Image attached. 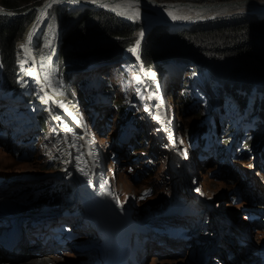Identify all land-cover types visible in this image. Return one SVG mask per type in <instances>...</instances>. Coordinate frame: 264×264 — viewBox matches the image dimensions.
Wrapping results in <instances>:
<instances>
[{
	"label": "rangeland",
	"instance_id": "1",
	"mask_svg": "<svg viewBox=\"0 0 264 264\" xmlns=\"http://www.w3.org/2000/svg\"><path fill=\"white\" fill-rule=\"evenodd\" d=\"M256 2L264 1L260 0ZM61 8L62 6L59 4L55 6L54 10L59 12ZM244 11L249 12L246 10L235 12ZM233 13L229 15H233ZM122 16L127 20L134 21L135 23L137 21H143L146 24L145 26H149L147 32L153 30L157 25L168 26L172 31L175 29L180 30L187 27V25L184 24H175L174 26H169L166 24L157 23L156 25H153L152 23H149L148 20L142 19L137 16L135 17L127 14H123ZM223 16L227 15L222 14L219 17ZM32 23L33 21L29 23L27 28H29L30 24ZM188 26L192 27L193 25ZM26 30L17 43L18 48L21 47L22 43L24 42ZM43 31L45 32L43 36L44 47L41 51V55H38V58L36 57L35 59H33L32 62L34 65L31 66V69L35 71V78H39L40 80H42L41 76H37L38 72L36 69V65H40L41 73L43 70L45 74V77L43 76L44 79L50 84V86L54 90V93L61 95L63 94V86L62 84H60V80L55 76L53 66L49 65L51 57L56 53V44L59 40L58 28L56 25H53L50 22V18H48V23L45 25V27H43L40 33H42ZM142 32H138V34L141 36ZM133 49L134 46L131 49L130 54L124 55V57H121L120 60L111 61L108 65L99 66L93 72H88L86 74V78H88V81L83 83V95L88 96L90 93H92V90L94 88H96V93L101 92V94L104 95L108 92L109 94L111 93V95H114V99L108 106L105 107L106 113L109 114L104 116L102 120H99V124L102 122L104 124H108L109 130H107V132H105L104 134H102L99 129L94 128L92 130L93 138L97 142V146H99V153L101 155L100 158H98L94 153V141L90 140V142L87 143L90 147V152L93 155V158L98 162L100 166L103 165L106 171L107 165H112L113 167H115V172L118 173V175L121 172H124L129 176V178H132L131 180L134 184L147 185L142 186L140 192H137L135 190H128V183L122 186V184L120 183V179L117 180V184H113L114 187L115 185L117 187L122 186V188L118 189L117 191L118 198L120 200L122 199L124 201V204H126V214H130L129 212L131 211L133 217L136 220V233H134L135 237L131 244L132 248H135L136 245V235H138L139 238H142V236H144L148 241L147 247H136L134 249L135 256L129 254L130 259L134 257L138 261L136 264H175L168 263L167 261L182 258V262H179V264H200V257L203 255H200V252L204 249V244L208 243L207 245H205V250L206 248H208L209 244H211V236L213 234H210V232L209 234H207L208 231L206 229H200V231L202 230V233L199 231V229H196V231H199V234L201 233L199 235L200 238H203L206 235L207 236L205 239L201 240L200 243L195 242L193 246H191V242H189L188 239H191L192 241L197 239V237L194 236L192 232L195 228L194 226L198 223H186L185 219L181 220L182 224L180 223V225L184 224L183 226L190 227V229H187L186 232H184V235L180 237L176 235H160L158 232H153L158 235L156 239H153L152 237L154 236H146L145 233L141 232L142 221L147 219H151V221H153L158 229H160L159 231H161V229L163 228L162 226H159V223L161 222H159V219H161L162 214L166 212L177 211L176 208H180L182 201L186 197L185 195L189 194L191 190H189L190 186H188L185 181H187L189 185L195 181V191L193 190L192 192L195 193L194 198H196V203L193 207L198 209L199 206L200 208L204 207L203 202L198 196L201 194L202 197L204 196V199L208 200L210 214L213 216V219L216 222L219 212L217 211L215 206L217 207L219 205H223L224 200V212H226V214H229L230 216L232 214L233 217L231 218H235L237 224L243 226L244 231H247L248 233L245 234L240 232V228H238V230L234 232L235 234L233 237L236 240L242 241L244 237H249L248 241H246V243L240 247L241 252L239 253L247 257L255 256L254 259H252V264H264V258L258 257V252L264 251V214L261 213L264 211V206L260 205L262 197L264 196V190L262 189L264 188V184L261 180H259L260 184L258 183V179L255 178L254 175L255 171L253 170V166H256V171H264L263 154H260L259 152L253 151L251 149L247 151L243 150L240 155L241 158L235 161V158L233 159L234 156H231L229 153L230 148H227V145L229 144L234 147L235 140H232L233 142L225 144L227 150L219 149V152L215 155L217 162L215 161L214 165L211 166L212 160L206 162L205 160H207V157L202 156V150L204 148H199L198 146L187 147L185 144L187 138H185L184 136V130L191 127V124H193L197 120L204 122L205 120L209 121L211 119L210 122L215 121L217 124H222L218 111L220 105L224 106L225 101L228 100L225 96H222L225 92L224 80L218 79L207 66H201L197 64L195 66H199L200 70L193 71L191 69L195 66L192 68L191 66H189L185 69L182 65L177 63V65L173 67V71L178 75H181L183 72L184 74L182 78L176 80L175 95L172 96L169 93L170 87L168 86V82L167 84H165L162 81L164 84L163 85L161 81L157 80V75L160 74L158 69L150 68L151 70H149L145 68L144 62L140 58L133 57ZM18 57L20 60L21 57L19 56V54ZM23 62H26L24 58L21 59V64L19 63V61L17 63V65L20 66L19 84L22 85V90L20 91L21 93L14 94V92L12 90H9L7 86H3V99H0V132L11 127L6 123L7 121H11L16 118H23L27 114L28 115L26 117V121L34 119V116L30 115L32 113V104L29 100L26 99L25 95L27 94V92L30 93L31 91V84L29 82V79L35 78L27 77V71L29 72V70L27 68H23ZM192 64L194 63L192 62ZM2 71L3 66L0 61V78L2 76ZM146 72L149 80H151L156 85L158 84L157 87H153L151 88V90H149V86L144 80L146 79ZM100 76H102L103 78H99ZM94 78H99L101 83H93ZM180 79L184 80L183 84H180V82H178ZM33 84L35 88L36 86H38V89L42 94V98L37 103L36 108L41 109L42 117L44 118V121L45 123H47V125L45 128H43L42 132H39L38 129L33 130V133H38L40 139L38 140V143L35 142L34 147L29 146L27 148L31 151L29 156L22 157L21 153H18L15 150L17 147H19L13 142V139H15L16 137V133H13L10 141L6 142L4 147L0 148V186L5 185L7 181L11 182L6 184V188L0 189V207L4 209H8L9 207L13 209L14 207V210L17 209L18 212H26L24 216L27 220L29 219V224L26 222L25 228L26 230L29 229V237L43 240L38 237L41 231L36 228V225H38L39 223V225H42L46 221H48L51 223V225L44 227L45 231H49L52 228L60 226L62 224V221H32L29 217V208L32 203L24 202L25 204L22 205L24 207L19 208L17 205L21 202V194L17 193L14 195V191L17 187L22 188L23 193L26 192L29 194V199L31 197V190H26V186H32V191H38L39 187L35 185L44 182V180H46V177L51 176L53 178V176H56L58 174L67 173L68 168L71 167V165L69 164V160H67L66 156L67 141L63 127L59 126V122H57V119L53 115V112L51 110L52 106L43 101L46 98V94L42 87L36 84V82L34 81ZM150 93L151 95H156V98H150ZM228 95L229 97H232L230 93H228ZM186 97L189 98V101L184 100V98ZM60 98H62L61 100H65L70 105L76 106L75 113L80 116L82 122L86 124L87 130H89V132L91 133V130L87 125L89 123L88 110L86 108L87 102L82 99L81 102L76 100L77 103H75L74 101L68 99L66 96H61ZM20 103L23 106L18 105ZM151 103H153L155 106H148ZM12 104H16L15 108L12 107L13 112L7 111L12 106ZM162 104L166 106L167 112L168 109L170 110V116L168 115V117L174 125L172 130L177 132L180 149L184 151L185 155L189 157V159H191L192 163L190 165V173L194 175V178H186L181 176L176 177L170 176L168 174L172 172L177 173L178 171L172 165L173 160H176V158L171 146V142L169 139H167V135L163 130V128H165L166 126L165 121L158 119V116H162L164 114V110L161 109ZM149 108L150 110L146 111ZM138 110L140 114H137ZM111 112H113V114H111ZM131 113L132 115L135 114L134 119L138 120L139 122V127L137 129L138 135L136 138L134 136H130L131 130H128L129 125L131 126L132 124L133 126H135L136 124L135 121L133 122L130 119L128 121V117ZM233 114L234 119L232 130L234 129L235 132H238V130H240L242 123H245L247 126L252 124L251 122L245 121L246 117L245 113L242 112V109H235V112ZM127 121L128 123H125ZM24 130H26V128H23L22 131ZM228 132L229 128H226V130L221 131V134L228 138ZM232 137L233 139L236 138L235 135ZM125 138L127 139L126 141ZM137 151H140V154H138ZM189 151L195 152L196 158H194L193 155L189 156ZM227 151L229 157L227 158L225 167L222 158H224V156L227 154ZM58 152L60 153L62 160L66 163V167L63 169V171H60L57 166H49L47 162L50 161V158L56 156ZM257 154H259V156H257ZM56 162L58 163V161ZM261 166H263V169L261 168ZM143 170L146 174L142 175V179L140 180V182H134L135 180L133 178V174L140 171H142L141 173H143ZM208 175L210 177H213L212 180H209ZM262 175L264 176V174ZM68 177L74 180L71 175V171ZM258 177L262 179L260 175H258ZM230 178H232L233 180H231ZM74 182L76 186L75 188L72 186V189H67L66 184L63 186V188H60L62 190L64 205H66L69 201H74L76 197H80L77 194L79 185L76 180H74ZM252 184L257 185V187H251ZM151 185L153 186L152 195L147 192H143ZM237 187H239L241 190L240 195H243L242 192L246 190L248 195H253L256 198V202L254 203L249 197H244L243 195V198L241 200H237V202L234 203L233 200H231L229 193ZM219 190H225L226 194L218 196L213 195L214 193H218ZM135 192L138 193V195H136ZM11 202L13 203V207L11 206ZM45 207L50 208V205L49 207ZM1 211L2 209H0V212ZM249 212H258L257 219L253 218ZM188 215L189 217L194 216L191 214ZM70 218H72V221ZM64 220L68 222V224L65 225L69 226L73 231L71 236L75 239L73 240L76 241V243H82L83 241L86 242L92 240L101 241V238L97 235V232L95 231L96 236H92L91 229L86 225H84L83 228L79 227L80 229H73V224L76 221L78 222L80 220L79 213H73L71 214V216L69 215V213H67ZM87 225L91 227L89 223ZM180 225L178 227H180ZM201 226L202 225H200L199 228ZM107 228H109V226H107ZM230 228H232V225H230ZM178 230L180 229L178 228ZM0 236H2L1 233ZM159 237L160 239H158ZM38 240L33 241L38 242ZM67 242H69V244L64 245V249L66 248L69 252L73 251L69 248L70 244H72L73 242L66 239L65 243ZM100 244L104 246V241L100 242ZM171 244H174L175 247H172ZM125 249L131 251L130 246L128 248H123L120 250L121 252H123V250ZM246 250L248 252L247 255L244 254L246 253ZM64 253L65 252H61L57 255L56 249L54 250L52 256L55 258L58 264H68V262L71 260L73 262L71 261L72 263L70 264H97L99 262V255L96 248L74 250V252H72V255H64ZM54 254L56 255L54 256ZM195 255L196 257H194ZM216 256L217 254L215 253V257ZM215 257L213 258V260H209L210 264H214ZM238 257L239 255L236 256V258ZM74 258H79V260L77 259L75 261L73 260ZM32 260L33 259L29 260V258L26 257L25 259L20 260L19 263L22 262L23 264H32ZM55 260H51V263L56 264ZM241 260L242 258L240 257V264ZM93 261L94 263H92ZM0 264L18 263L14 262V260L11 258L4 257V259L1 258Z\"/></svg>",
	"mask_w": 264,
	"mask_h": 264
},
{
	"label": "trees",
	"instance_id": "2",
	"mask_svg": "<svg viewBox=\"0 0 264 264\" xmlns=\"http://www.w3.org/2000/svg\"><path fill=\"white\" fill-rule=\"evenodd\" d=\"M44 1L0 0V8L10 13L20 14L0 13V61L3 66V84L8 89L14 90V93H19L22 90L21 85H19L18 72L20 66L17 65L19 61L17 43L29 23L34 21L37 16L38 9L35 7ZM185 1L213 2L231 0ZM61 6L62 8L59 12L54 10L55 6L50 11V22L57 26L59 40L56 44V53L52 56L53 59L51 57L49 65L53 66L55 76L62 82V91L68 94L71 100L81 102L82 99H85L83 83L87 82L88 78H86L87 73L74 74L75 69L85 68L92 64L99 66L101 63H106L105 60H97V58L84 60L87 57L105 55L110 57V61H113L130 54L131 48L136 44L140 36L138 32H142L146 24L143 21L135 23L127 20L120 14L107 9L97 10L87 7L78 9V11H69L66 6ZM29 9L32 10L28 11ZM44 34L45 32L43 31L36 39L39 56L44 47ZM139 53L147 69H158L160 74L157 75V80L163 81L165 84L168 82L169 93L172 96L175 95V82L180 78V74L175 73L173 67L179 61L193 62L194 64L190 65L191 68L197 64L207 66L218 79L224 80L225 92L222 96H225L228 100L225 101L224 106L220 105L218 111L222 124H217L215 121L210 122L211 120H205L204 122L197 120L184 131V136L187 138L185 144L189 145V147L198 146L199 148H204L202 156L207 157V160H212L211 166L216 161L215 155L219 149L227 150L224 147V143L228 144L233 142L232 140H235L234 147L229 145L231 146L230 151L233 150V153L230 154L234 156L233 159L240 158L243 150L258 151L260 145L264 142V16L253 11L235 12L233 15L217 17L209 22H198L192 27L175 31L170 30L168 26L157 25L141 42ZM191 70H200V67L195 66ZM43 75H45L44 71ZM100 78L103 77L100 76ZM180 82L183 84L184 80ZM228 93L232 97H229ZM28 96L29 101L36 102L42 95L38 89H34ZM184 100L189 101V98L186 97ZM237 108L238 110L242 109L247 122L252 124L248 126L242 125L240 130L235 132L234 129L232 130V124L233 113ZM38 117L42 127H45L46 123L40 113ZM226 128H229L228 138L221 134V131L226 130ZM234 135L235 139L232 137ZM137 152L140 154V151ZM188 153L189 156L193 155L196 158L195 152L189 151ZM260 154L264 156V145H262ZM261 168L263 169V166ZM175 173L168 174L176 177L181 176V172ZM145 174L143 170V175ZM230 179L233 180L232 178ZM56 181L55 178L46 177L44 182L36 185L39 187L38 191H32V186V188L26 186L25 189L32 192V194L30 192L31 197L28 199L29 194L22 192V194L20 193V200L23 203H37L40 207L46 204L55 209H64V199L62 198L61 190L52 187L56 184ZM6 186V184L1 185L0 189L6 188ZM242 193L244 197H249L254 203L256 202V198L253 195H248L246 190ZM229 195L234 203L241 199L233 191ZM185 196L182 204L184 209L190 213L175 215L177 219L174 222L178 223L177 228L183 232L190 229V227L183 226L184 224L180 225L181 220L185 219L186 223H198L194 226V230H200L201 222H208V227L213 229L214 223L209 209L207 207L200 208V206L199 209L193 207L196 203L194 193L186 194ZM261 204L264 205V202H261ZM70 209L73 210V207H70ZM178 209L179 207L176 208V210ZM188 214L194 216L189 217ZM163 223L166 224L167 222L163 221ZM163 223L162 221L159 223V226L163 228L159 231L160 229L152 221L150 226L152 230L150 229L151 232L147 230L145 235H152L154 236L152 237L153 239L158 237L153 232L170 236L165 232L166 227ZM4 224L5 220L0 219V225ZM179 225L180 227H178ZM226 234L231 237L228 231ZM136 241L140 247L148 246V241L144 236L142 238L138 236ZM193 244L194 242L191 246ZM171 245L175 247L174 244ZM129 246L130 243L126 245V248ZM135 247L138 246L136 245ZM69 248L74 251L75 246L70 245ZM133 250L134 248L131 247V251ZM44 251L46 254L48 252L47 248Z\"/></svg>",
	"mask_w": 264,
	"mask_h": 264
},
{
	"label": "bare ground",
	"instance_id": "3",
	"mask_svg": "<svg viewBox=\"0 0 264 264\" xmlns=\"http://www.w3.org/2000/svg\"><path fill=\"white\" fill-rule=\"evenodd\" d=\"M59 4L71 5L73 6L72 7L73 10H78L80 8H87V7H91L97 10L98 9H110L114 12H118L121 16L123 14L132 15L135 17L137 16L142 19L148 20L149 23H152L153 25H156L157 23H161V24H166L169 26H174L175 24H184V25L194 26V24L197 23L196 21H199V20L211 21L213 20L212 19L213 17L217 18L222 14L229 15L235 11H240V10H246L249 12L257 11L259 13H264V2H256L254 0L252 1L234 0L232 1V3H222V4H213V5L212 4H194L193 5L191 4L190 1H185V0H165V2L163 3H159L157 0H45L43 3H41L38 6L39 8H37L38 9L37 16L35 20L33 21V23L30 24L29 28H27L24 42L22 43L21 47L18 48L19 56L21 57V59L24 58V60L26 61V62H23V65H24L23 67H26L27 69L29 68V72L27 74L28 78H35V71L31 69V66L34 65L32 62L33 59H35L36 57L38 58L37 40H36L38 37V33L48 23V16L50 14V11L54 8V6L59 5ZM148 28L149 26H145L146 32ZM137 45L138 43L134 45V48H137ZM133 52H134V49H133ZM21 59L19 60V63ZM36 69L38 72L37 76L40 77L39 68H36ZM41 82L44 84L46 89L49 90L48 84H46V81L43 78ZM60 97L61 96L57 97L51 94L47 97L45 103L50 104L52 106L51 110L53 112V115L57 119V122H59V126L63 127L66 141H67L66 156H67V160H69V164L71 165V167L68 168L67 173L60 174L56 178L57 180L56 184L53 185L52 187L60 189L65 184L67 185L71 184L72 186H75L74 183H72L70 180L67 179L71 171L72 177L75 180H77L78 184L80 185L77 194L86 199L87 204L89 206V211L92 214L91 218L93 220V224L100 231V234L102 237L101 242L104 241V247L105 248L118 247L119 249L126 248V245L130 243V236H129L130 227L132 228L133 224L130 223V226H129L127 217L125 213L121 210L119 203L110 204L106 199L102 198L101 190L97 189L94 186V182H95V183H98V185H101L102 189L103 187L106 189V183L102 184L104 181V175L102 173L104 172V168H103V165H101L100 170L97 172L95 171V164H92V160H91V157L93 155L90 152V147L85 141V137L88 135L90 140L94 141V153L95 155H97L98 158L101 157L99 153V146H97V142L94 140L92 133H90L89 130H87L86 124L82 122L81 123L76 122V118H77V114L75 113L76 106L70 105L65 100H61L62 98ZM18 105H22V104L20 103ZM12 107L15 108L16 104H12V106L9 108L11 112H13ZM218 124H221V123H218ZM105 126H108V124H105ZM169 129L173 135L174 130H172V128H169ZM175 151H176V154L178 155L180 153V148L177 147ZM205 161L209 162L211 160H205ZM47 162L49 166H52V163L50 161H47ZM116 177L120 178V183L122 184V186L125 185L126 183L129 184V186L127 187L128 190H135L137 192H140L142 186H147L143 184H140V185L134 184L133 181L131 180L132 178H129V176L125 174L124 172H121L119 175L118 173H116ZM181 177L194 178V175H192L188 170L182 169ZM50 178L52 177L50 176ZM212 178L213 177H209V180H212ZM185 182L188 186H190L189 190L191 189L192 191L193 190L195 191L194 189L195 181L190 185L187 181ZM187 185H186V188H187ZM222 194H226V191L219 190L218 193H214L213 195L218 196ZM12 202H11V206L13 207ZM17 206L19 208L24 207L20 204H18ZM0 209H2V211L0 212L1 213L0 219L4 220L7 218V215L4 214L6 209L2 207H0ZM9 209H11V207H9ZM12 210H14V207ZM66 214L67 213H64V216ZM35 215L38 217V213L32 215V212H31L29 216L30 219L33 220L32 218H34ZM231 217H233L232 214H231ZM20 219L23 221V225L19 231L20 237L16 239H17V242L19 241L20 238L22 240L14 247H15V254L19 256L17 257V260L15 262L18 264H23L22 262L19 263L20 260H23L26 258L25 256H22L23 250L25 251L26 249H31V250L39 251L38 247L40 246V243L37 238L29 237L30 236V232L28 231L29 229L26 230L25 228L26 222H27V219L25 218V216L21 215ZM22 221L19 220V223H22ZM145 223L147 225L148 232H151L152 230V228L150 227L152 223L151 219L145 220ZM49 225H51V223H48V221H46L44 224L40 226L46 227ZM107 226H109V228H107ZM59 227L60 226H58V228ZM32 239L38 240V242L37 241L31 242L33 241ZM211 239H214V241H216L215 238H211ZM196 240L197 239L192 241L191 239H188V241L191 243L193 242L195 243ZM0 241L2 242V244H6V240L3 239ZM83 242L86 243L88 241L86 242L83 241ZM74 243H76V241H74L70 245L74 247ZM68 244L69 242L65 243V245H68ZM211 244L212 246L214 245L213 242ZM88 246L89 245H85L84 247H88ZM83 250L85 249L83 248ZM72 252L74 251L69 252L66 249L64 255L65 254L72 255ZM130 252L131 251L125 249L123 250L122 253L127 255ZM44 254H45V251H44ZM0 255H1V258L4 259V257L7 258L8 253H6L4 250L0 248ZM55 255L56 254H54V256ZM47 257H50L47 264H52L51 260H55V258L52 255H47ZM32 258H34L33 263H37L38 259L36 257H29V260ZM77 259L79 260V258ZM77 259L74 258L73 260L76 261ZM239 260H240V257H238V259L236 258V262H238ZM71 261H69L68 264L73 262ZM167 262L179 264V262L180 263L182 262V258L168 260ZM55 263L58 264L56 260H55ZM92 263H94V261ZM109 264H119V263L117 261H110Z\"/></svg>",
	"mask_w": 264,
	"mask_h": 264
},
{
	"label": "water",
	"instance_id": "4",
	"mask_svg": "<svg viewBox=\"0 0 264 264\" xmlns=\"http://www.w3.org/2000/svg\"><path fill=\"white\" fill-rule=\"evenodd\" d=\"M232 1H234V0H231V1H213V2H197V1H194V2H191V4H222V3H232ZM255 1H260V0H255ZM261 1H264V0H261ZM159 3H163V2H161V1H158ZM35 8H39V7H35ZM34 8V9H35ZM32 9H29L28 11H31ZM107 10H110V9H107ZM110 11H112V10H110ZM1 12H7V13H10V12H8V11H6L5 9H0V13ZM114 12V11H113ZM115 13H118V12H115ZM10 14H12V15H20V14H18V13H10ZM21 14H23V13H21ZM48 18H49V16H48ZM41 31V30H40ZM149 32H146L145 30H143V32H142V34H141V36H140V38L137 40V42L136 43H138L139 45H140V42L142 41L141 40V37H143L144 36V38L146 37V35L148 34ZM137 50H138V46H137V48L135 49V52H137ZM124 57V56H123ZM122 57V58H123ZM85 58V57H84ZM95 58H97V60H99V59H103V60H105V62L106 63H109V62H111L109 59H110V57L109 56H105V55H99V57H87L86 59H84V60H91V59H95ZM121 58H119L118 60H120ZM118 60H113V61H118ZM102 61V60H101ZM178 64H180V65H182L185 69L187 68V67H189L191 64H192V62H188V61H179L178 62ZM183 74H184V72L180 75V78H182V76H183ZM39 76H41V78H42V74L40 75V73H39ZM263 144H264V142H263ZM262 144V145H263ZM262 145L259 147V149H258V152L262 149ZM8 183H11L10 181H7L5 184H8ZM190 192L191 193H193L192 192V190H190ZM190 192H189V194H190ZM200 194V193H199ZM199 197H200V200L202 201V202H204V203H207L208 202V200L207 199H204L203 197H202V195L200 194V195H198ZM67 205L68 204H66V205H64V209H62V210H57V209H55L54 207H52V206H50V208H46L45 206H48L49 207V205H46V204H44V206H42V207H40V206H38V204L37 203H32V205H31V212H32V215H34V214H36V213H38V217L35 215L34 216V218H32L33 220L32 221H34V222H37V221H42V220H49V221H52V220H58V221H62V224L60 225V227L61 228H64V226H65V224H68V222L67 221H65L64 220V218H65V216H64V211H65V209L67 208ZM209 210H210V208H209ZM1 214V213H0ZM40 217H41V219H40ZM61 217H63V218H61ZM60 218V219H59ZM48 223H50V222H48ZM36 228L38 229V230H40L41 232L43 231V232H45V228L44 227H42V226H40L39 224L38 225H36ZM3 230V226H0V232ZM206 230L208 231V232H213L214 230L212 229V227H206ZM201 233H202V230L200 231ZM200 233V234H201ZM196 236L200 239V240H203V239H205L206 238V236L205 237H203V238H200L199 237V231H196ZM208 244V243H207ZM207 244H204V246H203V250L200 252V255L201 254H203L200 258H201V261H200V264H210V261L209 260H213V258L215 257V253H214V248H213V246L211 245V244H209V246H208V248H206V250H205V245H207ZM83 243H75V249L74 250H79L80 248L79 247H83ZM78 247V248H77ZM201 250V249H200ZM194 257H196V255L194 256ZM199 258V259H200ZM195 259V258H194Z\"/></svg>",
	"mask_w": 264,
	"mask_h": 264
},
{
	"label": "clouds",
	"instance_id": "5",
	"mask_svg": "<svg viewBox=\"0 0 264 264\" xmlns=\"http://www.w3.org/2000/svg\"><path fill=\"white\" fill-rule=\"evenodd\" d=\"M161 2H165V0H163V1H161ZM190 2H191V1H190ZM37 7H38V6H37ZM83 9H84V8H83ZM73 11H77V10H73ZM253 12H254V11H253ZM255 12L257 13V11H255ZM258 14L261 15V16H264V13H259V12H258ZM214 18H215V17H213L212 19L214 20ZM211 21H212V20H211ZM196 22L198 23V22H206V21H205V20H199V21H196ZM187 27H191V26H188V25H187ZM172 29H173V28H172ZM175 30H176V29H175ZM175 30H173V31H175ZM143 40H144V39H143ZM141 59H142V58H141ZM142 61H143V60H142ZM180 81H183V79H181ZM180 81H179V82H180ZM180 83H181V82H180ZM184 131H185V130H184ZM263 145H264V144H263ZM260 146H261V145H260Z\"/></svg>",
	"mask_w": 264,
	"mask_h": 264
},
{
	"label": "built area",
	"instance_id": "6",
	"mask_svg": "<svg viewBox=\"0 0 264 264\" xmlns=\"http://www.w3.org/2000/svg\"><path fill=\"white\" fill-rule=\"evenodd\" d=\"M137 56H138V53H137Z\"/></svg>",
	"mask_w": 264,
	"mask_h": 264
},
{
	"label": "snow or ice",
	"instance_id": "7",
	"mask_svg": "<svg viewBox=\"0 0 264 264\" xmlns=\"http://www.w3.org/2000/svg\"><path fill=\"white\" fill-rule=\"evenodd\" d=\"M30 38V37H29ZM23 47V46H22Z\"/></svg>",
	"mask_w": 264,
	"mask_h": 264
}]
</instances>
